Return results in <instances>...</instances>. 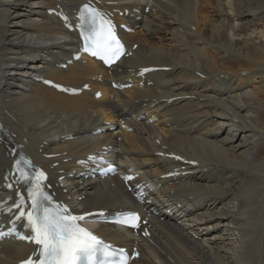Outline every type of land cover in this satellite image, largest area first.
<instances>
[{
	"label": "bare ground",
	"instance_id": "1",
	"mask_svg": "<svg viewBox=\"0 0 264 264\" xmlns=\"http://www.w3.org/2000/svg\"><path fill=\"white\" fill-rule=\"evenodd\" d=\"M43 1L0 0V103L38 145L48 137L79 132L100 109L89 102L66 107L52 94L38 102L17 93L19 77L40 68L28 64L29 57L55 50L41 22ZM52 27L59 29L58 21ZM142 29L145 42L136 41L133 52L138 61L127 64L170 67L159 74L171 87L164 98L189 95L195 100L176 113L177 130L141 131L154 138L153 150L178 152L198 163L188 199L174 212L176 220L186 216L187 221L162 236L159 247L167 259L151 250L145 252L147 264H154L149 253L161 264H264V0H154ZM194 122L202 124L189 137ZM122 133L127 155L144 152L147 139ZM102 145L98 141L90 149ZM87 191L79 193L85 198L82 212L112 207L122 197L121 188L110 182ZM2 247L0 264L21 260L31 249Z\"/></svg>",
	"mask_w": 264,
	"mask_h": 264
},
{
	"label": "snow or ice",
	"instance_id": "2",
	"mask_svg": "<svg viewBox=\"0 0 264 264\" xmlns=\"http://www.w3.org/2000/svg\"><path fill=\"white\" fill-rule=\"evenodd\" d=\"M85 10L91 24L89 38L96 48L92 54L103 53L108 63L113 58L118 59L122 54V46L115 36L111 22L106 20L99 10L89 5H85ZM21 175L26 176L23 172ZM44 179L45 174L37 171L32 187L28 190L27 199L31 205L27 210L24 207L23 196H20L12 206L18 211L17 220L26 217V226L30 227L33 233L31 239L39 249L38 253H34L37 256L36 260L29 257L23 264H112L110 258L116 253L80 224L89 214L73 215L67 207L54 204L52 197L44 191L42 185ZM124 179L130 180L132 177ZM8 211L11 212L12 208ZM139 219L135 214H128L121 223L137 227ZM119 255L121 257L119 264H127V256L122 249ZM100 256L104 257L103 261L98 260Z\"/></svg>",
	"mask_w": 264,
	"mask_h": 264
},
{
	"label": "rangeland",
	"instance_id": "3",
	"mask_svg": "<svg viewBox=\"0 0 264 264\" xmlns=\"http://www.w3.org/2000/svg\"><path fill=\"white\" fill-rule=\"evenodd\" d=\"M240 134H238V136H239Z\"/></svg>",
	"mask_w": 264,
	"mask_h": 264
}]
</instances>
